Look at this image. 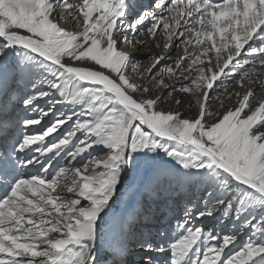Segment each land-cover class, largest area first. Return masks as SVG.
Instances as JSON below:
<instances>
[{
	"label": "snow or ice",
	"instance_id": "1",
	"mask_svg": "<svg viewBox=\"0 0 264 264\" xmlns=\"http://www.w3.org/2000/svg\"><path fill=\"white\" fill-rule=\"evenodd\" d=\"M133 254L264 264V0H0V264Z\"/></svg>",
	"mask_w": 264,
	"mask_h": 264
},
{
	"label": "bare ground",
	"instance_id": "2",
	"mask_svg": "<svg viewBox=\"0 0 264 264\" xmlns=\"http://www.w3.org/2000/svg\"><path fill=\"white\" fill-rule=\"evenodd\" d=\"M141 3H147L148 0H140ZM141 39H143V37H141ZM138 56H143L144 53H137ZM15 114L19 117V118H23L25 116H27L28 114L25 113L24 111L21 110L20 107L16 108V112ZM36 128H39V126H30L29 131H34ZM50 139V138H49ZM140 176H137V182L140 180ZM192 191H195V189H192ZM136 198V193L133 191H124L123 189L121 190V192L118 194V196L115 198V201L113 203V212L119 216L122 212L125 211L126 208L130 207L131 203L134 201V199ZM227 229H225L226 231ZM135 251V250H134ZM154 255H159V254H154ZM129 264H135L136 261H138L140 259L139 256L137 255H130L127 257Z\"/></svg>",
	"mask_w": 264,
	"mask_h": 264
}]
</instances>
